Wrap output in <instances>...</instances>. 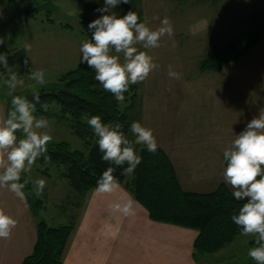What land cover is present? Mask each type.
<instances>
[{"label":"crops","instance_id":"obj_1","mask_svg":"<svg viewBox=\"0 0 264 264\" xmlns=\"http://www.w3.org/2000/svg\"><path fill=\"white\" fill-rule=\"evenodd\" d=\"M203 1L219 3V0ZM209 21L203 19L192 23L194 31L207 28L211 23L214 26L213 21ZM201 22L204 25L198 27ZM211 33L207 39L209 47L221 43L219 35ZM190 37L184 38L188 44L193 41ZM187 53V49L183 50L178 64L173 66V70L181 74L179 80L172 79V83L162 87L153 81L149 88L155 94L164 92L167 87L172 92V99L177 100H171L172 106L164 109L162 99L157 101H163V105L156 99L144 100V109L143 105L140 107V123L154 130L158 147L169 157L180 187L185 191L209 192L216 184L224 183L218 178L220 170L224 169L222 162L212 157L223 158V151L235 135L264 109V39L218 71H198L196 65L201 57L195 66L192 63L186 67L184 58ZM155 62L159 63V60ZM146 81L148 86L149 80ZM198 82L200 86L192 85ZM184 97L189 100L182 101ZM190 100L193 101V109L187 110ZM194 105L203 108L202 123L193 122L195 117L188 115L194 112ZM233 105L239 109L238 113L229 112ZM194 155L203 157L202 170L189 168L191 177L183 181L179 166L183 168L185 160V166L196 167L191 159ZM173 157L179 158V162H175ZM225 186L228 188V184ZM95 189H91L83 199L82 209L64 250L63 264H196L193 242L197 232L194 229L153 221L136 200V215L125 217L110 208L112 203L132 198L122 186L110 194H101ZM0 208L18 221L10 239L0 240V264H21L32 250L36 219L26 201L6 189H0Z\"/></svg>","mask_w":264,"mask_h":264},{"label":"trees","instance_id":"obj_2","mask_svg":"<svg viewBox=\"0 0 264 264\" xmlns=\"http://www.w3.org/2000/svg\"><path fill=\"white\" fill-rule=\"evenodd\" d=\"M176 1L182 3L189 0ZM140 3L141 0H129L128 4L121 3L111 9V12L123 16L131 10L141 18ZM103 5L104 0H94L90 6L94 8ZM37 11V7L30 8L26 11V18L35 17ZM46 20L50 18L47 16ZM78 22L81 32L91 38L92 32L88 29L91 21L83 16ZM262 38L264 8L251 14L245 29L232 40L212 45L198 61L197 68L202 72L218 71L226 63L245 54ZM0 54L7 55L9 65L19 75L28 72L30 63L23 48L14 50L4 42L0 44ZM3 71L0 66V77ZM37 91L40 103L37 104L35 114L70 121L75 134L85 143L83 149L72 148L64 141L51 142L47 146V154L50 157L47 163L61 167L58 175L73 193L70 195V204L80 208L86 194L96 188V182L102 172L108 167H114L113 175L119 185L142 205L149 219L194 229L197 232L193 242L194 255L216 253L241 233L240 227L233 223L231 217L238 214L240 206L246 201L237 200L223 183L209 192L183 190L173 165L162 148L157 147L156 152L152 153L145 145L134 143L135 151L142 159L130 175L122 174L126 164L117 167L102 159L103 153L99 150L98 138L84 118L98 115L104 123H120L122 131L134 142L135 137L130 131V126L134 121L141 120V105L136 85H130L129 90L124 93L125 100L119 102L111 92L95 85V70L79 62L74 68L67 70L56 84L35 92ZM32 94L26 98L32 100ZM45 103L48 105L47 111L41 107ZM54 104L57 108H51ZM36 162L40 165L46 164L43 158ZM24 178L22 176L21 182ZM24 192L29 210L35 217L42 200L31 193L29 185L25 187ZM74 223L75 221L50 226L44 220L36 219L35 241L31 252L21 264H63L64 250L74 229Z\"/></svg>","mask_w":264,"mask_h":264},{"label":"clouds","instance_id":"obj_3","mask_svg":"<svg viewBox=\"0 0 264 264\" xmlns=\"http://www.w3.org/2000/svg\"><path fill=\"white\" fill-rule=\"evenodd\" d=\"M121 3L128 4L129 0H104V7L96 11L106 14L88 24L92 32L91 39L83 41L80 46V63L94 69L95 80L119 102L125 100L124 93L130 85L145 81L150 73L159 68L154 57L140 48H159L164 37L171 38L174 34L168 17L153 29L146 22H139L140 18L135 11L130 10L123 16L110 11ZM3 43L4 40L0 38V44ZM25 50L30 51L31 45H25ZM0 66L4 69V83L11 96V110L6 117L0 114V189H6L26 201L24 189L30 177L21 182L22 176L31 172L39 158H43L45 163L50 160L47 146L53 137L49 121L35 115L37 104L40 103L39 92H33L32 100L12 95L25 81L9 65L6 54H0ZM45 75L43 69H37L29 74V79L44 85ZM167 75L175 80L181 78V74L173 70L172 65L168 66ZM41 107L44 111L48 110L46 103ZM84 119L98 138L102 159L117 167L127 165L123 175H130L141 163L142 158L137 155L134 143L145 145L152 153L157 150L153 130L140 122L134 121L130 126L135 137L133 142L122 131L120 123H104L98 115ZM223 161L226 163L222 172L224 182L234 189L232 194L237 200L246 201L231 219L240 227L241 235L255 238L257 246L249 249L248 256L256 264H264V109L258 117L247 123L243 131L235 135V139L223 151ZM114 171V167H108L102 172L96 182V192L110 194L120 187L113 175ZM32 183L36 195H42L46 181L36 179ZM135 205L136 201L129 198L112 203L110 208L125 217H132L136 215ZM17 225V219L0 208V240L10 239Z\"/></svg>","mask_w":264,"mask_h":264},{"label":"rangeland","instance_id":"obj_4","mask_svg":"<svg viewBox=\"0 0 264 264\" xmlns=\"http://www.w3.org/2000/svg\"><path fill=\"white\" fill-rule=\"evenodd\" d=\"M93 1L94 0H0L2 7L0 38L6 42L9 48H14V50L25 48V45H31L30 51H26L23 48L30 63L28 72L20 75L25 83L22 87H18L12 95L27 97L40 88L54 85L67 70L74 68L80 62V46L83 41L91 38L87 34L81 32L78 20L84 16L86 19L93 21L101 15L106 14L96 11L97 8H102L104 5L94 8L91 7L90 5ZM232 1L219 0V3H210L203 0H190L189 2L181 3L176 2V0H141V18L139 22H146L150 28L155 29L160 26L161 21L165 17H168L174 28L173 36L171 38L167 36L164 37L161 40V44L164 45H161L159 48H140V50L147 51L152 55L155 61L157 59L159 60V63H157L159 64V68L150 73L149 77L146 79L149 80L148 86H146V80L135 84L137 86L138 98H140V105H143V109L145 106L144 100L149 101L156 99V102L161 105L165 102L163 109L172 106V104H170L171 100H177L175 98L172 99V92H170L167 87L164 92H156L155 94H153L152 89L149 88L153 81L155 83H160V87L172 83V79L167 75L168 66L172 65L173 67L175 64H178L177 62L183 50L187 49L188 52L186 58H184L186 63L185 66L187 67L188 64L192 63L195 66L197 59L204 56L203 53H207L212 47V45L210 47L207 46V39H209L208 36L212 34L211 31L219 35L221 42L230 41L245 29L246 22L251 14L264 8V0ZM230 2H232V4H229ZM6 5L10 7H6ZM32 7H37L38 10L34 15L35 17L26 18V11ZM47 16L50 20H46ZM203 19L210 20L209 23L213 21L214 26L211 23L207 28L204 27L197 32L194 31L192 23H196L198 20ZM202 25H204V22L199 23L197 26L200 27ZM190 35V39L193 41L188 44L184 38ZM215 38H217V36ZM262 39H260V41ZM37 69H43L46 73L44 85L36 84L35 81L29 79V74ZM3 73L4 71L0 77V111L2 115L6 117L8 111L11 110V96L8 94L9 90L4 83L6 76ZM200 84L201 83L198 82L192 85L200 86ZM95 85L101 87L96 80ZM158 98L164 100V102L157 101ZM188 100L187 97L182 99V101L185 102ZM190 101L187 110L193 109V101ZM51 108H57V106L54 104ZM202 109L203 108L194 105V112L188 114L190 117H195L196 120H193V122L198 123L202 121ZM228 110L231 114L233 112H239V109L235 107V105L230 106ZM35 115L37 118L42 117L49 121L50 134L53 137L51 142L64 141L69 143L72 148H84L85 143L83 139L75 134L73 125L70 121L58 120L55 117L46 115ZM173 125L175 126V123H173ZM153 134L155 133L153 132ZM209 134H211V131H209ZM17 135L19 136L20 134L18 133ZM208 148L210 149L211 147L209 146ZM173 158H175L173 159L175 162H179V158ZM212 158L214 160H221L222 166L225 167V162L222 157L215 156ZM191 159L193 160V166L196 167H191V165L187 163V166H185V160L183 161V168L179 166L183 181H187L186 177H191L190 171H188L189 168L202 170L201 168L204 165L203 162H201L203 157L194 155ZM186 161L188 162L189 158ZM60 169L61 167L54 163L40 165L36 162L30 173L23 174L25 178L30 177L28 185L31 193L42 200V205L38 208V215L34 218L42 219L50 226L72 223L82 209V206L78 208L70 204V195H73V193L71 189L64 184L62 181L63 179L59 177L58 172ZM184 169L185 173L183 174ZM41 170L46 172H41ZM222 172L223 170H220L218 178L224 181ZM200 174L203 173H196V175ZM36 179H44L46 181L43 194L40 196L36 195L35 185L32 183V181ZM220 184H216L213 188L215 189ZM228 188L233 193L234 189H232L230 185H228ZM203 191H205V189ZM256 246L254 237L244 236L240 233L230 244L216 253H196L195 262L196 264H256L247 254L250 248Z\"/></svg>","mask_w":264,"mask_h":264}]
</instances>
